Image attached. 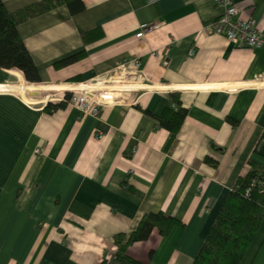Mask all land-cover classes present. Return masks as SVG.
<instances>
[{
	"label": "crops",
	"instance_id": "0c3cea01",
	"mask_svg": "<svg viewBox=\"0 0 264 264\" xmlns=\"http://www.w3.org/2000/svg\"><path fill=\"white\" fill-rule=\"evenodd\" d=\"M238 2L264 32V0ZM81 3L18 26L44 87L0 67V264H115L117 236L145 264H192L238 176L264 168V49L204 30L213 0ZM142 22L157 27L137 38ZM77 77L70 97L98 116L58 106ZM169 85L188 109L176 134L151 115ZM151 212L183 226L126 245ZM240 264H264V220Z\"/></svg>",
	"mask_w": 264,
	"mask_h": 264
},
{
	"label": "trees",
	"instance_id": "16d2710c",
	"mask_svg": "<svg viewBox=\"0 0 264 264\" xmlns=\"http://www.w3.org/2000/svg\"><path fill=\"white\" fill-rule=\"evenodd\" d=\"M82 0H43L15 12H9L0 0V67L31 83L44 87L37 66L27 50L18 26L27 19L44 13L59 4H68L72 8L74 2ZM72 56L65 62L72 61ZM80 78H72L63 82L62 87L68 91L67 96L58 104L64 106L70 98ZM171 102L160 115L151 114L159 124L176 134L184 123L188 109L181 104V91L169 85ZM57 107V105H51ZM150 113V112H149ZM208 160V158H207ZM256 182L252 187V183ZM264 181V168L252 164L251 170L244 176H238L231 188L215 222L213 223L199 252L192 264H240L249 245L264 220V191H259ZM247 189H250L247 194ZM183 223L165 212L145 214L136 229L130 234L126 245L147 240L154 229L161 235H168ZM119 250L115 256V264H145L125 253L122 236H117Z\"/></svg>",
	"mask_w": 264,
	"mask_h": 264
},
{
	"label": "built area",
	"instance_id": "2783aa9c",
	"mask_svg": "<svg viewBox=\"0 0 264 264\" xmlns=\"http://www.w3.org/2000/svg\"><path fill=\"white\" fill-rule=\"evenodd\" d=\"M221 12L214 18L211 24L205 26L206 31H213L223 35L226 40L233 42L237 46L247 47L250 49H264V32L259 29L256 23L248 19L243 15V10L239 5L238 0H213ZM157 25L150 22H142L139 25L137 38H143L147 34L151 33ZM160 54L157 52V55ZM194 54V49L190 50V55ZM165 65L168 64V60L163 61ZM136 65L140 64V60L135 61ZM68 104L74 106L79 111L94 116L99 115V109L95 106H91L88 100L78 95H71L68 100ZM99 139L104 138V134H98ZM256 182L252 183L254 187ZM259 191H264V181L261 183ZM250 189H247L249 194Z\"/></svg>",
	"mask_w": 264,
	"mask_h": 264
}]
</instances>
